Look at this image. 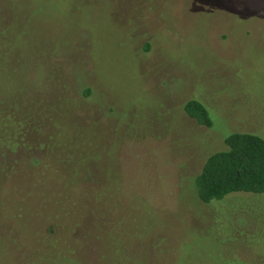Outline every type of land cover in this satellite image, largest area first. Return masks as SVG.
I'll return each instance as SVG.
<instances>
[{"label":"rangeland","instance_id":"obj_1","mask_svg":"<svg viewBox=\"0 0 264 264\" xmlns=\"http://www.w3.org/2000/svg\"><path fill=\"white\" fill-rule=\"evenodd\" d=\"M231 132L264 139V0H0V264H142L113 248L124 237L97 247L81 194L106 176L67 182L75 155L97 161L102 144L122 175L107 213L132 242L152 252L144 225L173 241L183 228L173 264H264V194L199 205L187 187L175 223L181 178Z\"/></svg>","mask_w":264,"mask_h":264},{"label":"trees","instance_id":"obj_2","mask_svg":"<svg viewBox=\"0 0 264 264\" xmlns=\"http://www.w3.org/2000/svg\"><path fill=\"white\" fill-rule=\"evenodd\" d=\"M91 93L90 88H84L82 95L88 97ZM183 112L190 118L197 121L198 124L211 126V121L207 115L206 107L197 100H189L183 104ZM224 149L219 151H214L208 155L204 163L200 168H198L197 174L192 178L190 176L182 177L181 179L188 184L183 185L179 195V200H175L172 204V211L176 212L177 217H175V223L181 224L180 227H185L184 212L186 210V203L189 204L186 198H182V194L188 191L187 187L192 189L191 201H195L199 205H208L214 201H220L231 194H249V195H263L264 194V139L258 134L246 133V132H231L223 139ZM97 147V161L95 159L84 158L81 154L75 155V160H73V170L67 173L69 184H78L80 186L78 178H81L80 170L90 171L94 175L101 177L106 176V180L103 183H98L96 188H93L90 194H81L82 199L84 198L87 206L88 202L94 206V215L91 219V223L96 226L97 237L95 235L94 239L99 244L97 247L100 249L102 243L98 236L103 238V233L112 234L114 239L121 240L123 237L128 239L123 243L113 244V248L120 252L121 256L124 257L126 250L137 252L140 251V262L142 264H151L150 260L155 256L157 260V255H159V260H165L167 264H173L172 258L175 253L177 246H184L187 243V239L180 233H177L176 240L174 241L171 236H168L167 229L163 226L167 222L165 219L162 220L161 227L164 228L162 233L159 235L154 234V231L161 230L160 228H154L146 224L143 226L146 234L153 238L152 242V252L146 251L142 248V244L135 242L134 235L138 233L137 230H133L128 227L126 232H122V222L114 217H111L114 213L112 209L111 202L109 199L110 193V183L108 177L111 176L112 185H120L122 180L121 173L111 170L108 167L107 153L104 150L103 144L96 145ZM106 149V148H105ZM113 151L108 150V156L111 155ZM118 160V156L116 157ZM93 161V162H91ZM117 165L119 162H116ZM83 167V168H82ZM110 170V171H109ZM86 173V172H85ZM96 173V174H95ZM80 175V176H79ZM117 176V179H116ZM167 183L169 181H166ZM177 187L174 184V188ZM157 188V187H156ZM181 188V187H180ZM153 194L158 193L155 189H152ZM165 190H163L164 192ZM89 205V204H88ZM192 210L195 207H191ZM110 211L111 216L107 213ZM154 214V210L152 211ZM155 215V214H154ZM160 216L162 215L158 214ZM180 216V217H179ZM168 220V219H167ZM141 229V228H140ZM166 229V230H165ZM148 231L150 233H148ZM167 233V234H166ZM173 236V235H172ZM184 238V242L182 239ZM172 240V241H171ZM174 242V243H173ZM132 244V245H131ZM131 246V247H130ZM128 247H130L128 249ZM140 249V250H139ZM103 251V248L101 247ZM98 250V254L102 252ZM149 263H147V259ZM243 261V260H242ZM175 263V261H174Z\"/></svg>","mask_w":264,"mask_h":264}]
</instances>
